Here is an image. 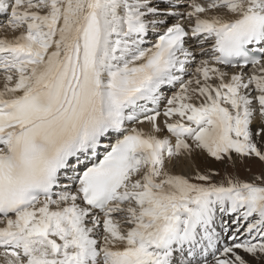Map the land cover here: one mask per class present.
Masks as SVG:
<instances>
[{
  "label": "snow or ice",
  "instance_id": "snow-or-ice-1",
  "mask_svg": "<svg viewBox=\"0 0 264 264\" xmlns=\"http://www.w3.org/2000/svg\"><path fill=\"white\" fill-rule=\"evenodd\" d=\"M252 160L264 0H0L2 264H264Z\"/></svg>",
  "mask_w": 264,
  "mask_h": 264
},
{
  "label": "rangeland",
  "instance_id": "rangeland-1",
  "mask_svg": "<svg viewBox=\"0 0 264 264\" xmlns=\"http://www.w3.org/2000/svg\"><path fill=\"white\" fill-rule=\"evenodd\" d=\"M252 162H256L257 166L252 165ZM250 166L252 171L251 172H246L244 169L245 167ZM214 167L220 168L222 171L223 166L219 164H215ZM231 170V169H230ZM264 170V165H262L258 160H252V161H246L244 165H237V171L239 172L240 178L244 180H251L252 176L254 174H258L260 171Z\"/></svg>",
  "mask_w": 264,
  "mask_h": 264
},
{
  "label": "bare ground",
  "instance_id": "bare-ground-1",
  "mask_svg": "<svg viewBox=\"0 0 264 264\" xmlns=\"http://www.w3.org/2000/svg\"><path fill=\"white\" fill-rule=\"evenodd\" d=\"M260 119L261 118L259 117V114H257L256 119L254 120L253 127L257 126V124L260 122ZM252 165H255L256 167H258L256 162H252ZM213 167H214V165H213ZM0 264H2V261H0Z\"/></svg>",
  "mask_w": 264,
  "mask_h": 264
}]
</instances>
